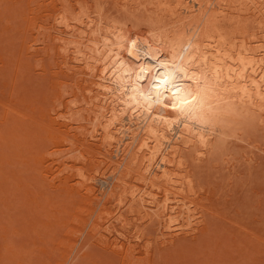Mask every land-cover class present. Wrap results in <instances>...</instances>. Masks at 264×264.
<instances>
[{
    "label": "rangeland",
    "instance_id": "1",
    "mask_svg": "<svg viewBox=\"0 0 264 264\" xmlns=\"http://www.w3.org/2000/svg\"><path fill=\"white\" fill-rule=\"evenodd\" d=\"M141 1L0 0V264H264V110L199 151L182 144L168 185L129 170L137 144L118 154L116 130L100 137L97 85L113 86ZM175 5L168 24L199 20ZM249 5L242 20L264 27V0Z\"/></svg>",
    "mask_w": 264,
    "mask_h": 264
},
{
    "label": "bare ground",
    "instance_id": "2",
    "mask_svg": "<svg viewBox=\"0 0 264 264\" xmlns=\"http://www.w3.org/2000/svg\"><path fill=\"white\" fill-rule=\"evenodd\" d=\"M252 1L143 0L138 4L147 20L135 22L138 28L133 26L124 36L122 31L115 32L121 34L118 48L111 49L116 52L118 67L111 72L113 75L102 79L113 86L98 84L94 98H100L99 103L108 107L103 116L107 125L100 137L104 132L106 140L116 139L111 134L116 130L120 135L118 144L128 142L119 146L118 154L123 146L130 153L137 144L129 170L145 185L178 183L172 169L178 165L185 170L182 144L191 152L199 151L197 144L207 147L216 132L231 127L249 130V114L264 110V27L242 20ZM174 2L177 5L176 11L171 10L172 16H178L179 10L187 14L193 8L199 20L188 22L186 27L175 26L180 23L177 18L168 24L166 10ZM127 19L129 25L134 24L131 16ZM173 24L175 27L167 28ZM88 88L94 92L93 87ZM120 107L123 113L119 115ZM235 132H231L233 136ZM104 184L102 189L107 187ZM117 190L113 187L111 193Z\"/></svg>",
    "mask_w": 264,
    "mask_h": 264
}]
</instances>
